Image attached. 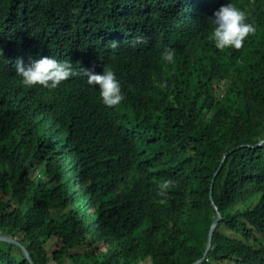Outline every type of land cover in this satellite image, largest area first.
Returning <instances> with one entry per match:
<instances>
[{
    "label": "trees",
    "instance_id": "obj_1",
    "mask_svg": "<svg viewBox=\"0 0 264 264\" xmlns=\"http://www.w3.org/2000/svg\"><path fill=\"white\" fill-rule=\"evenodd\" d=\"M227 2L0 0V233L34 264H194L211 191L201 264H264V0H232L254 31L220 50ZM49 50L76 75L22 85L17 60ZM104 66L113 107L87 83ZM0 264L31 263L0 241Z\"/></svg>",
    "mask_w": 264,
    "mask_h": 264
},
{
    "label": "clouds",
    "instance_id": "obj_2",
    "mask_svg": "<svg viewBox=\"0 0 264 264\" xmlns=\"http://www.w3.org/2000/svg\"><path fill=\"white\" fill-rule=\"evenodd\" d=\"M207 22L211 24L208 39L220 50L241 48L245 38L254 31L253 24L247 22L245 11L232 3V0L214 10ZM53 56L49 50L37 57L29 55L20 57L15 64L16 76L20 78V83L28 87L37 85L36 88L54 89L68 77L76 75L68 62L59 61ZM175 56V50L171 48H165L161 53V59L169 64L175 63ZM100 70L97 73L87 69V83L98 88L102 104L108 107L119 105L124 96L117 75L108 66ZM172 183L171 179H165L159 185V194H166Z\"/></svg>",
    "mask_w": 264,
    "mask_h": 264
},
{
    "label": "water",
    "instance_id": "obj_3",
    "mask_svg": "<svg viewBox=\"0 0 264 264\" xmlns=\"http://www.w3.org/2000/svg\"><path fill=\"white\" fill-rule=\"evenodd\" d=\"M262 144H264V140L261 141L256 147H258V146H260ZM226 157H227V154L225 155V157H224V159H223L218 171L215 173L214 177H216L218 175V172L221 170V167H222ZM213 182H214V180H213ZM213 182H212V185H211V189L213 188ZM210 195H211V201H212V204H213V206H214V208L216 210L217 216H216L215 220L213 221V223H212V225L210 227L209 235H208V242H207V246H206L204 255H203V257L200 260H198L194 264H201V262H203L204 259L207 257V255H208V253H209V251L211 250V247H212V239H213L214 231L219 226V223L222 220V214H221L220 210L218 209L217 205L214 202V199H213V196H212V191H211ZM0 241L6 242V243H10V244H13V245L21 247L23 249L27 259L30 261V263L34 264L32 259H31V257H30V255H29V253H28V251L26 250V248L23 245H21L15 238H12V237H9V236H6V235H3V234L0 233Z\"/></svg>",
    "mask_w": 264,
    "mask_h": 264
},
{
    "label": "rangeland",
    "instance_id": "obj_4",
    "mask_svg": "<svg viewBox=\"0 0 264 264\" xmlns=\"http://www.w3.org/2000/svg\"><path fill=\"white\" fill-rule=\"evenodd\" d=\"M211 30V29H210ZM51 264H53V263H51ZM67 264H69V263H67Z\"/></svg>",
    "mask_w": 264,
    "mask_h": 264
},
{
    "label": "bare ground",
    "instance_id": "obj_5",
    "mask_svg": "<svg viewBox=\"0 0 264 264\" xmlns=\"http://www.w3.org/2000/svg\"><path fill=\"white\" fill-rule=\"evenodd\" d=\"M219 209V208H218ZM216 216H217V214H216Z\"/></svg>",
    "mask_w": 264,
    "mask_h": 264
}]
</instances>
